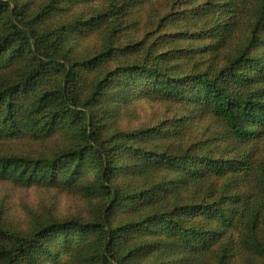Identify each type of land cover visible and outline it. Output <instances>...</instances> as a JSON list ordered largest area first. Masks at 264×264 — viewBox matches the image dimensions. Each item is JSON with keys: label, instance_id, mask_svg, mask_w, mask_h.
I'll return each instance as SVG.
<instances>
[{"label": "trees", "instance_id": "1", "mask_svg": "<svg viewBox=\"0 0 264 264\" xmlns=\"http://www.w3.org/2000/svg\"><path fill=\"white\" fill-rule=\"evenodd\" d=\"M137 1L0 0V149L30 148L0 151V182L90 202L27 232L0 213V264H264V0H189L147 46L119 39ZM144 102L236 153L184 149L185 116L135 126Z\"/></svg>", "mask_w": 264, "mask_h": 264}, {"label": "rangeland", "instance_id": "2", "mask_svg": "<svg viewBox=\"0 0 264 264\" xmlns=\"http://www.w3.org/2000/svg\"><path fill=\"white\" fill-rule=\"evenodd\" d=\"M124 2V1H122ZM105 5V4H104ZM191 2L189 0H138L133 5L136 15L125 14L120 20L122 33L119 39L122 43H137L147 46V41H153V31L156 30L159 20L171 17L183 12H189ZM171 18L167 19L169 24ZM133 20V21H132ZM138 20V23L135 22ZM129 22H135L131 27ZM149 24V28H146ZM137 29L133 34V30ZM110 28V23H103L91 38V45H100L103 37L98 32L105 34ZM148 29L151 34L146 35ZM98 31V32H97ZM163 34V32H161ZM160 33V34H161ZM149 43V42H148ZM137 121L135 126L144 124L155 125L163 120L173 117L185 116L190 119L187 136L183 141L184 149L190 148L196 153H214L215 156L233 157L236 152H230L231 143L226 138H218L221 133L217 129L218 125L214 119L196 114L189 116L186 109L175 104L161 102H144L137 107ZM59 140L48 141L39 150L47 151L57 147ZM30 148L24 147L22 143H11L0 149L2 153H22ZM233 151V149H231ZM90 206V202L79 196H74L63 192L58 188H46L43 185H32L30 187L15 186L9 181L0 182V213L3 214L7 226L10 228L27 232L35 218L63 219L71 216L84 215L85 210Z\"/></svg>", "mask_w": 264, "mask_h": 264}]
</instances>
